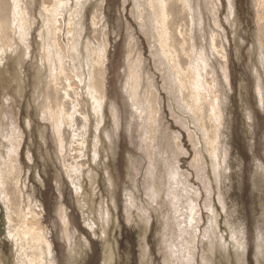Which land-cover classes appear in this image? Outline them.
<instances>
[{
  "label": "rangeland",
  "instance_id": "1",
  "mask_svg": "<svg viewBox=\"0 0 264 264\" xmlns=\"http://www.w3.org/2000/svg\"><path fill=\"white\" fill-rule=\"evenodd\" d=\"M93 1L95 4H88L85 9L77 57L83 63L85 76L89 66L84 61L89 46L93 52L90 51V63L93 60L97 63L93 64V70H101L103 99L98 116L92 112L84 86L88 75L81 78L82 83L72 74L68 75L72 78L68 82L59 75L60 54L67 56L68 52L69 15L62 13L53 25L47 18L54 0H0V30H3L0 31V124L3 126L0 127V264H31L28 257L33 262L36 260L32 264H48L46 261L49 264H166L172 258L173 261L168 242L162 246L158 235L164 224L158 214L160 208L148 204L145 198V177L154 164L149 150H154V160L155 152L159 154L160 164L155 163L159 179L165 168L161 164L162 156L169 160L174 153L180 179L187 183L191 196L196 197L198 212L194 226L197 228L190 229L188 224L187 234L182 236L187 243L183 244L180 238L176 240L191 255L187 251L175 264H264V67L260 62L264 58V0H193L195 10L199 7L201 13L195 26H190L188 14L183 17L187 23L184 19L169 23V39H176L179 31L189 45L190 35L194 36L195 45L198 49L200 44L205 46L207 60L211 62L208 69H213V76L208 75V69L201 74L208 85V78L214 80L216 99L207 83L201 93L208 98L207 102L216 101L212 122L208 120L209 110L203 120L208 131L213 129L216 133V138H212L217 144L216 159L210 155L207 140L195 129L192 118L185 116L184 123L177 121L181 111L173 99L176 95L165 90L164 66L155 64L156 59L151 55L153 40L149 32L138 27L139 20L135 19L139 11L134 6L140 2L147 7V2ZM15 6H18L16 10ZM95 7L102 8L97 13H101L102 25L97 28L91 23ZM201 32L205 42L200 41ZM177 41L172 51L180 58L183 54ZM219 48L224 59L218 56ZM93 50L96 53L100 50L99 59ZM137 60L142 61L139 70L142 83L137 91L139 99L145 102L139 110L142 117L132 108L129 94ZM65 91L68 99L64 98ZM153 104L155 109L160 106V118L150 110ZM71 106L75 110L76 134L81 135L74 140L70 138L74 128L69 129L66 119ZM203 106L207 108V104ZM150 112L158 118L154 141L149 138ZM84 116L89 120L86 128H83ZM58 122H61L58 125L61 137L56 133ZM60 138L64 139L62 150ZM175 144L180 152L176 148L173 151ZM75 167L78 173L72 172ZM89 170L94 174L92 191L88 186ZM162 179L156 180L158 186ZM74 185L87 195L82 210ZM130 201L140 209H129L134 206ZM163 202L169 212L171 201ZM100 210L110 219L98 222ZM61 213L66 214L67 229ZM147 220L148 231L143 236L144 229L140 228H145ZM187 240H192L191 244ZM209 241L215 244L212 255ZM142 252L147 257V260L143 257L145 262Z\"/></svg>",
  "mask_w": 264,
  "mask_h": 264
},
{
  "label": "bare ground",
  "instance_id": "2",
  "mask_svg": "<svg viewBox=\"0 0 264 264\" xmlns=\"http://www.w3.org/2000/svg\"><path fill=\"white\" fill-rule=\"evenodd\" d=\"M147 2V7H143L140 2H138V4H136L134 7H136L139 11V13L135 14V19L136 21L139 20L138 22V27L144 31V32H149L150 34V38L151 40H153L152 42V46H153V52L151 51V55L153 58L156 59L155 64L157 66L163 65L164 67L162 68L164 73H163V83H164V88L165 90H167L170 95L174 94L176 95V97H173L174 100H177L178 102V106L177 108L180 109L181 111V116L179 117V119H177V121L184 123V117L185 116H189L190 118H192V121L194 122V126L196 127L195 129L198 130V132L200 131L205 138L207 140L206 143V147H208V151L211 153L210 155L213 157V159H216L217 157V144H216V139H212V138H216V133L215 131H213V129H209L211 131H208V127H205V124L203 123V120H205L204 114H207L206 111L209 110L210 113V118L208 119L209 122H212V118L213 115L215 113V107L217 109V106L214 104V102H216L214 100L213 103L211 102H207L206 99L208 98H204V96L202 95V91L203 89L205 90L204 86H206L203 80H202V70L204 71L205 69L207 70L208 67L210 68L211 62H209L208 56L206 57L207 51L205 53V49L203 47L202 44H200L199 49L197 48V46L195 45L194 39L195 37L193 36V38H191V35L189 37L188 43L186 45L185 40L183 39L185 36L181 35L179 31H177V38H168V33L169 31L171 32V27L169 25L172 24V22L177 23L182 22L181 20L184 19L183 17L186 16L188 14V16L190 17V26L193 27V25L195 26V22L198 21V17L199 15H201L200 13V9L199 7L197 8V10H195V5L193 4V0H145ZM197 1V0H196ZM261 1V0H259ZM167 2V3H166ZM198 2V1H197ZM204 2H206L204 0ZM213 2V1H212ZM262 2V1H261ZM92 3L93 5L95 4V2L93 0H54V4L52 6V10L50 15L48 16V23L51 21V23L54 25L56 23V19L57 17L59 18L61 15H63L62 13H66L69 15V18L67 20V34H68V43L67 44V56L62 55V53L60 54V61H61V66H60V72L59 75L60 76H65L66 80L65 82H68L69 79H72L71 76H68L69 74H72L75 78L78 77L79 82H81V78L84 76L83 74V63L81 62V59H79L77 57L78 55V49H79V42L80 39L82 37V29L83 27V20L85 17V9L86 6L88 4ZM211 3V2H210ZM216 4V2H213ZM264 3V2H262ZM42 4V3H41ZM133 4H135V2H133ZM166 4V5H165ZM230 5V4H229ZM261 5V4H260ZM101 6V5H99ZM197 6V5H196ZM18 7V6H17ZM17 7L15 6V10L17 9ZM102 7V6H101ZM100 7V8H101ZM123 7V6H122ZM142 7V8H141ZM99 8V9H100ZM141 8V9H140ZM214 8V7H213ZM230 8V11L228 10V12L230 13L232 8ZM44 9V10H43ZM97 7H95V11H93L94 13L92 14V18H91V23L93 25V28L97 26H100L101 21L100 20L101 16L98 13ZM102 9V8H101ZM185 9L187 11H185ZM48 9H46V7H42V11L44 13H48L47 12ZM213 10V9H212ZM216 10V8H215ZM137 11V10H136ZM211 11V10H210ZM102 12V11H101ZM185 12V15L183 14ZM59 15V16H58ZM213 15V14H212ZM49 17H51L52 19L50 20ZM99 18V20H98ZM188 18V17H187ZM196 18V19H195ZM213 23L216 24V17L215 14L213 15ZM174 20V21H173ZM188 20V19H187ZM9 21V20H8ZM100 21V22H99ZM183 21H185L187 23V21L184 19ZM234 21V20H233ZM178 22V23H179ZM229 22V20H228ZM99 24V25H98ZM184 24V23H183ZM264 24V23H263ZM102 25V24H101ZM174 25V24H173ZM181 25V24H180ZM231 25V24H230ZM175 26V25H174ZM177 26V24H176ZM185 26V25H184ZM186 26H188L186 24ZM198 26V30L201 31L199 29V25ZM183 27V26H182ZM218 27V26H217ZM216 27V28H217ZM177 28H180L177 27ZM221 28V27H220ZM218 27V29H220ZM103 29V28H102ZM178 30V29H177ZM1 31V30H0ZM3 31V30H2ZM1 31V32H2ZM61 31V30H60ZM155 31L157 32V35L155 33ZM182 31V28H181ZM143 32V33H144ZM186 32V31H185ZM184 33V31H183ZM187 33V32H186ZM202 33V32H201ZM262 33V32H261ZM66 34V35H67ZM170 34V33H169ZM193 34V32H192ZM171 35V34H170ZM189 35V34H188ZM183 36V38H182ZM200 36V41H204L205 42V38L203 36V33L199 35ZM147 37V36H146ZM149 38V39H150ZM217 39V37L215 38ZM178 40L177 42L180 43V52H182L183 56H180V58L177 57V52L175 50L176 53H174L172 51V47H175V41ZM171 43H173L174 45H172ZM211 44V43H210ZM178 45V44H177ZM198 45V44H197ZM221 45V44H220ZM101 47V46H100ZM91 49V48H90ZM89 49V46L86 47L87 50V56L85 58V66H89L88 70L86 68V75L84 77L87 78V81L85 82L84 86L86 89V93L88 95V97L90 98V102H91V107H92V112L95 113L96 116L99 115L100 109H101V101L103 99V87L101 86V81H102V73L100 72L101 70H99L98 68H95L93 70V64L96 63V60H93L94 62L91 64V54L93 53L91 50ZM100 49V48H99ZM176 49V47H175ZM207 49V48H206ZM212 49V48H211ZM220 49V48H219ZM101 50V49H100ZM100 50L95 51V56L97 57V59H99V54H100ZM174 50V48H173ZM215 50V49H214ZM222 48L219 50L218 56L219 58L224 59V55L222 54L223 52L221 51ZM90 51L92 53H90ZM102 51V50H101ZM217 51V50H216ZM58 52V51H57ZM258 53V52H257ZM131 54V51H130ZM101 55V54H100ZM58 56V53H57ZM131 56V55H130ZM264 56V55H263ZM261 57V56H260ZM92 58V57H91ZM163 58V59H162ZM96 59V58H95ZM140 59V58H139ZM154 59V60H155ZM63 60H66L67 62H62ZM102 59L99 60V65H101ZM142 60V59H141ZM260 61L262 66L264 67V58L261 57ZM59 61V63H60ZM138 64L136 63L133 69L134 75H132V80H131V87H129L130 89V95L132 97V102H131V106L134 109V111H139L142 109V105H145V102L143 103L140 99H139V92L138 91V86L139 84H141L142 82H140L139 79V70H142V61L141 63H139V61L137 60ZM65 64L66 66L64 67V69L62 68V64ZM135 63V61H134ZM97 64V63H96ZM169 65L166 66V65ZM60 65V64H59ZM93 66V67H92ZM156 66V67H157ZM162 67V66H160ZM59 69V68H58ZM63 69V71H62ZM102 69V68H101ZM159 70V69H158ZM210 70V69H208ZM53 71V70H52ZM132 73V70H130ZM212 72L214 73L213 69L210 70V72H208L209 76H213ZM202 73V74H201ZM138 74V75H137ZM205 75V74H204ZM147 78V77H146ZM77 81V80H76ZM148 81V80H146ZM207 81L209 82L208 87H210V94L213 97V99H216V93H215V85H214V80L210 77L207 79ZM78 82V81H77ZM78 82V84H80ZM64 83V82H63ZM147 85L151 86L153 85L151 82H147ZM163 85V84H162ZM211 85V86H210ZM71 85H67V88L70 89ZM152 87V86H151ZM140 88V86H139ZM72 91L75 89L71 88ZM149 89V88H148ZM259 89V88H258ZM151 90V89H150ZM64 91V89H63ZM260 91V90H259ZM71 92V91H70ZM73 93V92H71ZM64 94V98H67V92H63ZM209 94V92H208ZM208 94L206 95V97L208 96ZM209 94V95H210ZM262 94V93H261ZM74 96V95H73ZM77 96V95H76ZM85 96V95H84ZM262 96V95H261ZM138 97V98H137ZM68 99V98H67ZM172 99V98H171ZM218 99V98H217ZM71 100V98H70ZM77 100V99H76ZM210 100V99H209ZM142 102V103H141ZM151 103V100H150ZM65 104V103H64ZM156 104V103H155ZM207 104V108L204 107L203 105L206 106ZM90 105V104H89ZM103 105V104H102ZM56 106V105H55ZM65 106V105H64ZM68 106V105H67ZM57 110L58 107H55ZM219 108V107H218ZM60 109H62L60 107ZM58 109V110H60ZM150 110H152L153 112L157 113V117L160 118V106L156 107L153 104V108H150ZM67 111V110H66ZM205 111V112H204ZM71 112V113H70ZM68 114H66V119L68 122V126L69 129H73L72 130V135L70 136L71 140L74 138H78L81 135L76 134L78 131V128L76 126V123L73 122L74 117H75V110L74 108L71 106V110ZM217 112V110H216ZM2 114V112H0ZM172 113V112H171ZM208 113V114H209ZM138 114L142 117V113L139 111ZM149 116L151 114L150 117V122H149V131H150V135L149 138L151 141H154L155 139V134L157 131V127H158V118L155 117L154 114H152L151 112L148 113ZM57 115V114H56ZM81 116V115H80ZM177 116V114H176ZM183 116V117H182ZM58 117V115H57ZM83 117V116H81ZM178 117V116H177ZM215 117V116H214ZM140 118V117H139ZM148 118V117H147ZM208 118V117H207ZM214 120V119H213ZM218 120V119H217ZM86 121L88 122L89 120H87V118L84 116V123H83V128H86ZM216 122V121H214ZM208 124V121L206 122ZM57 124V123H56ZM85 124V125H84ZM58 125H61V122H58L57 125H55V128L57 129L58 132L57 135L58 137L63 136V134L61 133V130L59 128ZM2 125L0 124V127ZM3 127V126H2ZM67 127V126H66ZM147 127V126H146ZM216 127V126H215ZM212 128V127H210ZM217 128V127H216ZM68 129V127H67ZM83 130V129H82ZM148 130V129H147ZM80 131V130H79ZM192 131V130H190ZM218 131V130H217ZM216 131V132H217ZM71 132V131H70ZM86 133V131L84 132V134ZM218 134V133H217ZM197 135V134H196ZM203 137V138H204ZM218 137V136H217ZM83 138V134L82 137ZM79 139V138H78ZM160 139V138H159ZM97 140V139H96ZM95 140V141H96ZM109 143L112 144V140L109 138L108 139ZM215 140V141H214ZM61 145H59V149L61 148V150L64 147V139H61ZM157 141V140H156ZM163 141V140H162ZM174 141V140H173ZM191 141L193 143V145L195 146V142L193 140V138H191ZM84 142V141H83ZM159 142V141H158ZM97 143V142H95ZM143 143V142H142ZM156 143V142H155ZM154 143V144H155ZM161 143V142H160ZM94 144V143H93ZM92 144V145H93ZM166 144V143H165ZM164 144V145H165ZM78 145V144H77ZM96 145V144H95ZM149 146V145H148ZM176 146V147H175ZM2 147V146H1ZM7 147V146H6ZM83 147V146H82ZM152 146H150L151 148ZM164 147V146H163ZM91 148L93 149V147L91 146ZM173 151L176 148V151H181L177 150L179 149V145L175 144L174 147L172 145ZM78 149V148H77ZM147 149V148H146ZM154 149V147H153ZM161 149V148H160ZM4 150V149H3ZM60 150V151H61ZM143 150V149H142ZM6 151V150H5ZM94 151V150H93ZM154 151V150H153ZM153 151L151 152V150H149V155L150 158L153 157V160H151V162L154 161V164H152L151 169L148 171L146 177H145V182L147 185V189H146V194H145V198L148 204H155V206H157L158 208H160L158 214L160 215V217H163V226L161 228V233H159V237L161 240V244L162 246L166 245V242H168L167 248L172 250L171 255H173L174 260H168L165 261L167 262L166 264H175L178 260L183 258V255L186 254V252L188 251L189 255L190 252L189 250H187L184 246H179L180 244L178 243V241L176 242L177 238H180L181 240H183L182 236H184L185 234H187V229L190 228L192 229L193 226L195 225V221H196V215L198 212V207L196 205V197L193 198L191 195L192 193L189 192V190H187V183L184 181H181L180 179V175L178 172V169L175 165V154L173 153L170 157L169 160L167 158V156H162L163 158L161 159V164L163 163L165 168H164V172H162V176L160 179H162L160 186H158V182L156 181L157 179H159L158 177V169H157V165H155L156 161L157 163L159 162L158 160V153L155 152V160H154V153ZM195 151V150H194ZM59 153V152H58ZM164 153V151H163ZM2 154V153H1ZM162 154V153H161ZM166 154V153H165ZM4 155V154H3ZM168 155V154H167ZM177 156V155H176ZM178 157V156H177ZM200 158V157H199ZM158 159V160H157ZM172 161V163H171ZM92 162V161H91ZM195 162V161H194ZM217 162V161H216ZM160 164V163H158ZM87 165V164H86ZM95 165V164H94ZM200 165V163H199ZM148 167V166H147ZM161 167V166H160ZM163 167V166H162ZM69 168V167H68ZM78 169V168H77ZM76 167L73 169V173H75L74 171L77 172ZM197 169V168H196ZM217 169V168H216ZM198 170V169H197ZM199 171V170H198ZM71 172V173H72ZM82 172V171H81ZM105 172V171H104ZM78 173V172H77ZM71 175V174H70ZM74 175V174H73ZM131 176V175H130ZM86 177V176H85ZM179 177V180H177V178ZM70 178V177H69ZM87 178L89 180V188L92 191L93 189V184L94 183V174L92 173V171L89 170V172L87 173ZM96 178V176H95ZM77 179V178H76ZM184 179V178H182ZM78 180V179H77ZM185 180V179H184ZM216 179H214L213 181H215ZM80 181V180H79ZM96 181V180H95ZM156 181V182H155ZM78 182V181H77ZM76 182V183H77ZM75 186V185H74ZM81 186V185H80ZM134 186V185H133ZM191 188V187H190ZM189 188V189H190ZM110 189V188H109ZM192 189V188H191ZM74 190V189H73ZM133 191V190H132ZM193 191V190H191ZM110 193V192H109ZM145 193V192H144ZM75 196L77 199V202L79 203V207L82 210L84 208V204L85 201L87 199V195L85 194V192L81 189V187L77 188L75 186ZM195 194H193L194 196ZM197 196V195H196ZM162 197L165 200H169L171 201V207H169V212L167 210V204L163 202L164 199H162ZM94 199V198H93ZM132 200V199H131ZM91 201V200H90ZM28 203V202H27ZM130 203H133V201H130ZM77 204V203H76ZM221 204V203H220ZM92 205V204H90ZM134 205V203H133ZM29 207V206H28ZM27 207V208H28ZM131 207H134V209H140V208H136L138 207V205H134V206H130L128 207L129 209ZM164 207V209L162 210V208ZM210 207V206H209ZM100 208V207H99ZM152 209V208H151ZM212 209V208H211ZM64 210V209H63ZM133 210V209H132ZM143 210V209H141ZM162 210V211H161ZM184 212H183V211ZM92 211V210H91ZM147 211V210H146ZM102 210H100L98 212V217L96 218L98 220V222L102 223L104 221V219H108L109 215L105 212V213H101ZM131 212V211H129ZM140 212V211H139ZM142 212V211H141ZM59 213V212H58ZM83 214V213H81ZM85 214V213H84ZM146 214V213H145ZM66 215V214H65ZM63 213H61V220L63 223V226L65 229H67V224H66V216ZM213 217V216H212ZM211 217V218H212ZM92 218V217H91ZM139 218V221L141 220L140 216L137 217ZM110 219V218H109ZM143 219V218H142ZM60 220V221H61ZM95 220V218H94ZM134 220V219H133ZM145 220V219H144ZM213 220V219H212ZM211 221V220H210ZM144 222V221H142ZM99 223V224H100ZM110 223V222H109ZM137 223V222H136ZM147 223V224H145ZM213 223V221H212ZM140 224V223H139ZM189 224V227H188ZM215 224V223H214ZM105 225H107V223H105ZM142 225V223H141ZM145 228H140L141 230L144 229L145 234L143 236H146V233L148 231V225L149 222L147 220V222H144ZM143 226V225H142ZM212 226V225H211ZM217 226V225H216ZM141 227V226H140ZM188 227V228H187ZM197 228V226H194ZM215 227V226H214ZM214 229V228H213ZM217 229V228H216ZM231 229V228H230ZM30 230V229H29ZM208 230V228H207ZM66 231V230H65ZM193 231V230H192ZM212 231V229H211ZM231 231V230H230ZM143 232V233H144ZM196 232V231H195ZM34 233V231H33ZM69 233V232H68ZM213 233V231H212ZM27 234V233H26ZM29 234V233H28ZM35 237H36V233ZM38 234V232H37ZM215 234V233H214ZM234 234V233H233ZM236 234V233H235ZM194 236V234H192ZM207 235V233L205 234ZM213 235V234H212ZM232 235V234H231ZM42 236V234H41ZM191 236V235H189ZM207 236H205L206 238ZM213 237V236H212ZM231 237V236H230ZM39 238V236H38ZM220 238V237H219ZM44 239V237H43ZM178 239V240H180ZM191 239V238H190ZM260 239V238H259ZM33 240V239H32ZM218 240V239H217ZM221 240V239H220ZM239 240V239H238ZM238 240H235V244H237L236 246L239 247L240 244L238 242ZM43 241V240H42ZM145 241V240H144ZM188 241V240H187ZM192 241V240H191ZM190 241V242H191ZM263 241V240H262ZM32 242V241H31ZM142 242V241H141ZM182 242V241H181ZM189 242V241H188ZM189 242V243H190ZM233 242V241H232ZM41 243V241H40ZM143 243V242H142ZM177 243L179 245H177ZM187 243L186 240H183V244ZM194 243V242H193ZM211 246L209 248V253L210 255H212L213 250L215 249V247L213 248V246H215V244L211 241H209ZM264 243V242H262ZM191 244V243H190ZM187 244V245H190ZM234 244V245H235ZM44 245V244H43ZM194 245V244H193ZM47 246V244H46ZM179 246V247H178ZM218 246V245H217ZM181 247V248H180ZM183 247V248H182ZM32 248V247H31ZM34 248V246H33ZM235 248V246H234ZM41 249V248H40ZM45 249V248H44ZM47 249V248H46ZM262 247L260 245V243L258 244V254L260 257V253ZM31 250V249H30ZM34 250V249H33ZM145 250V249H144ZM167 250V249H166ZM236 250V249H235ZM234 250V252H235ZM29 251V249H28ZM32 251V250H31ZM36 251V250H35ZM165 251V250H164ZM37 252H40L39 250H37ZM47 252V251H46ZM264 252V251H263ZM43 253V252H42ZM51 253V252H50ZM147 254V251L145 252ZM144 253V254H145ZM169 253V254H170ZM177 253V254H175ZM185 253V254H184ZM214 253V252H213ZM37 254V253H35ZM34 254V255H35ZM142 252V261L145 262V260H147L146 255H144ZM25 255V254H24ZM33 255V257H34ZM42 255V254H41ZM78 255V254H77ZM148 255V254H147ZM170 255V256H171ZM47 256V255H45ZM28 257V256H27ZM48 257V256H47ZM46 257V258H47ZM145 260H144V258ZM172 257V256H171ZM37 258V257H36ZM42 258V257H41ZM170 258V257H167ZM192 258V257H191ZM190 258V259H191ZM258 258V257H257ZM27 259V258H26ZM39 259V258H38ZM111 259V258H110ZM189 259V260H190ZM30 263H34L32 261V259H29ZM48 260V258L46 259ZM51 260V259H50ZM71 260V259H70ZM188 260V261H189ZM25 261V259H24ZM23 261V262H24ZM150 261V260H149ZM28 262V261H27ZM43 262V260H42ZM48 262V264L50 263L49 261H46V263ZM26 263V261H25ZM39 263V262H38ZM44 263V262H43ZM210 264H212L211 262H209ZM22 264V263H21ZM148 264V263H147Z\"/></svg>",
  "mask_w": 264,
  "mask_h": 264
}]
</instances>
